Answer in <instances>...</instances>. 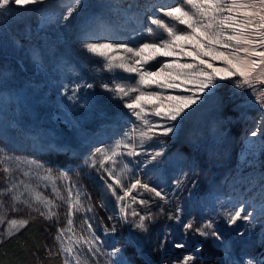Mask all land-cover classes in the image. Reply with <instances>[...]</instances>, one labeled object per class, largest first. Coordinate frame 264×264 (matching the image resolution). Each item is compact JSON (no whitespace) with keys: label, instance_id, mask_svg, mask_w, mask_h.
Here are the masks:
<instances>
[{"label":"rangeland","instance_id":"1","mask_svg":"<svg viewBox=\"0 0 264 264\" xmlns=\"http://www.w3.org/2000/svg\"><path fill=\"white\" fill-rule=\"evenodd\" d=\"M136 1L141 11L131 10L129 0H44L0 9V243L22 228H11L9 221L15 219L40 224L47 237L46 264L66 259L75 264L62 245L74 249L80 264H176L185 255L193 256L190 264H264V108L252 88L236 86L240 77L217 79L176 121L150 114L146 105L144 119L156 126V134L142 139L139 131L146 129L124 106L129 97L103 87L135 86L139 77L109 70L107 61L82 42L139 47L167 38L152 19L187 31L160 12L180 5L187 9L183 0L153 12L145 11L151 0ZM105 12L116 22L113 34L101 27L97 37L86 35L95 31L94 18ZM173 59L157 57L145 67L154 70ZM181 59L192 62L191 57ZM144 91L192 94L155 85ZM167 127L172 131L161 134ZM118 141L134 145L139 154L127 155L129 149L122 147L117 163L102 168L96 149L110 154ZM105 169H114L125 186L139 179L164 198L137 188L118 203ZM7 188L12 191L4 192ZM36 194L41 201L34 199ZM14 195L19 199L13 200ZM131 197L147 203H133ZM241 206L251 213L249 219L230 225L227 217ZM134 210L146 217L143 230L135 227L139 216L132 215ZM50 212L54 215L48 217ZM69 219L72 231H64ZM187 223L193 228L186 230ZM207 223L212 229L203 230L220 239L196 232ZM80 237L92 241L93 252L86 242L74 243ZM175 243L185 247L177 249ZM115 250L117 255H111Z\"/></svg>","mask_w":264,"mask_h":264},{"label":"snow or ice","instance_id":"2","mask_svg":"<svg viewBox=\"0 0 264 264\" xmlns=\"http://www.w3.org/2000/svg\"><path fill=\"white\" fill-rule=\"evenodd\" d=\"M43 3L44 0H0V9L8 10L10 4L25 7ZM183 4L187 5L188 8L186 9L183 5L172 6L164 12V15L178 22V24L184 25L187 31L177 29L160 19H152L151 23L163 29L167 33V38L161 37L159 40L141 43L139 47L113 43H88L85 45L88 52L107 61L106 67L109 70L120 68L124 72L134 73L139 77L135 86L117 83L114 88H109L108 85H103V87L119 94L121 98L129 97V101L124 106L146 129L139 131L142 139L151 140L156 134L154 132L156 126L144 119V116L148 114L146 105L151 106L150 114L176 121L187 108L197 102L200 94L214 87L217 79L223 81L240 77L236 86L252 88L253 92L256 93L257 103L261 108H264V88H257V85H264V0H183ZM72 11L73 8L70 6L69 15ZM68 18V15L64 16L65 20ZM149 31L152 30L149 29ZM121 50L123 54H121ZM157 57H174L175 59L154 70L145 67L149 61L155 60ZM183 57H191L192 62H182L181 58ZM216 61L220 62V66L215 65L214 62ZM153 85L161 89H179L192 94L166 95L155 91H144ZM133 93H135L134 96ZM135 131L134 128L133 133ZM171 131L172 128L167 127L161 134L167 135ZM256 134V132L252 133L253 136ZM126 135L129 140L134 139V135ZM122 147L129 149L127 155L139 154L134 151V145L118 141L110 154L103 149H96V152L103 157L101 167L103 168L107 162L116 164V157L122 154L119 151ZM159 155V152L155 153L152 159L155 160ZM105 170L109 173V179L112 180V184L108 185L109 191L112 192L113 196H116L118 203L125 201V198L129 197L130 193L137 188H144L146 191L153 192L155 196L164 198L161 191L143 184L139 179L125 186L122 184L119 175L113 174L114 169ZM8 171L9 169H4V172ZM44 178L49 179L50 177ZM61 178H63V174H61ZM113 185L119 188L123 195H118ZM3 191L11 192L12 189L7 188ZM12 199L18 200L19 197L14 195ZM34 199L41 201L42 197L36 194ZM131 199L133 203L139 202L141 205L147 203L146 200L137 201L135 197H131ZM42 202L52 206L50 201L43 200ZM73 207L74 205L70 203L69 217L73 214ZM126 207L127 204L121 206L122 214ZM77 210L79 209L77 208ZM88 210L91 211V209ZM51 215L54 213H48V217ZM132 215L139 216V223H136L135 227L143 230L146 217L135 210ZM250 215L251 213H246L241 206L234 213L229 214L228 223L232 225L240 219L248 220ZM26 223V220L12 219L9 221L12 229L23 227ZM71 225L72 220L69 219L68 227L64 231H72ZM183 227L189 230L193 228V225L187 223ZM204 228L210 230L212 224L207 223L203 228H197L196 232L201 236L213 235L220 239L215 232H206L203 230ZM89 231H91V225H89ZM60 236H63V231H61ZM80 242H86L88 252H93L95 246L92 241H85L84 237H80L79 241L74 243L78 245ZM174 247L182 249L185 245L175 243ZM61 248L66 257L74 261L75 264H80L79 255L74 252L72 247H63L62 245ZM118 251H113L111 255L116 256ZM193 259L192 255H185L176 264H190ZM64 264H70L69 259H66ZM118 264H124L123 260H120Z\"/></svg>","mask_w":264,"mask_h":264},{"label":"trees","instance_id":"3","mask_svg":"<svg viewBox=\"0 0 264 264\" xmlns=\"http://www.w3.org/2000/svg\"><path fill=\"white\" fill-rule=\"evenodd\" d=\"M117 1L118 3L119 1L122 2V0ZM135 1L136 0H129L131 10H138V8H136L137 1ZM174 1L175 0H151V5L148 4L149 7H147L145 11L151 10L149 12H153L158 9V6L160 8L165 7L167 4H170ZM161 2H163L165 5ZM165 11L166 9L161 8L160 12L164 13ZM114 12L117 11L114 10ZM111 16H113V14H108V12L101 13L100 15L96 16V18H94L92 21L93 24L97 20V23L93 24L95 31L85 34L88 36L97 37V35H95L96 31L101 27L106 28L107 30L111 29L110 31L113 34V31L116 29L117 25ZM123 22H125V20ZM93 28L91 29L93 30ZM82 42L87 44L88 41L83 39ZM45 241H47V237L44 232L41 235L40 224L34 221L27 222V224L22 227L16 235L0 243V264H46L48 261L49 252L47 251L48 245Z\"/></svg>","mask_w":264,"mask_h":264}]
</instances>
